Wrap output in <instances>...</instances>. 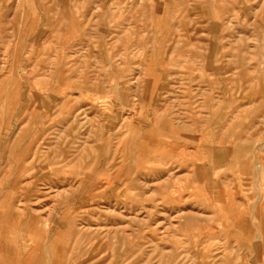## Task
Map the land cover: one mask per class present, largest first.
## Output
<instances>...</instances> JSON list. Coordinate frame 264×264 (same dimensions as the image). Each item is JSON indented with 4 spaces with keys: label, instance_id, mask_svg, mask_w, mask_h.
Listing matches in <instances>:
<instances>
[{
    "label": "rangeland",
    "instance_id": "rangeland-1",
    "mask_svg": "<svg viewBox=\"0 0 264 264\" xmlns=\"http://www.w3.org/2000/svg\"><path fill=\"white\" fill-rule=\"evenodd\" d=\"M0 264H264V0H0Z\"/></svg>",
    "mask_w": 264,
    "mask_h": 264
},
{
    "label": "bare ground",
    "instance_id": "bare-ground-1",
    "mask_svg": "<svg viewBox=\"0 0 264 264\" xmlns=\"http://www.w3.org/2000/svg\"><path fill=\"white\" fill-rule=\"evenodd\" d=\"M152 77V76H151ZM62 99V98H61ZM75 115V114H74ZM163 177H164V175H163Z\"/></svg>",
    "mask_w": 264,
    "mask_h": 264
}]
</instances>
